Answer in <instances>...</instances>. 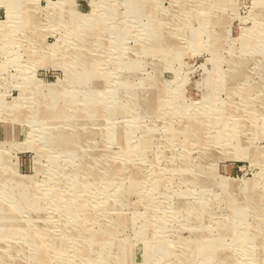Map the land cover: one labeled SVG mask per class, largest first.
<instances>
[{"label": "rangeland", "instance_id": "obj_1", "mask_svg": "<svg viewBox=\"0 0 264 264\" xmlns=\"http://www.w3.org/2000/svg\"><path fill=\"white\" fill-rule=\"evenodd\" d=\"M0 264H264V0H0Z\"/></svg>", "mask_w": 264, "mask_h": 264}, {"label": "bare ground", "instance_id": "obj_2", "mask_svg": "<svg viewBox=\"0 0 264 264\" xmlns=\"http://www.w3.org/2000/svg\"><path fill=\"white\" fill-rule=\"evenodd\" d=\"M11 218V217H10ZM84 263H85V261H84Z\"/></svg>", "mask_w": 264, "mask_h": 264}]
</instances>
